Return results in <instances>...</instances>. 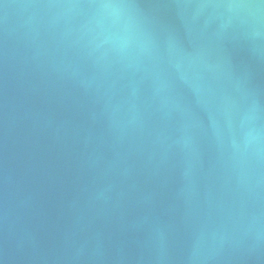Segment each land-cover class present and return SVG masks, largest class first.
<instances>
[{"label":"water","instance_id":"1","mask_svg":"<svg viewBox=\"0 0 264 264\" xmlns=\"http://www.w3.org/2000/svg\"><path fill=\"white\" fill-rule=\"evenodd\" d=\"M0 264H264V0H0Z\"/></svg>","mask_w":264,"mask_h":264}]
</instances>
